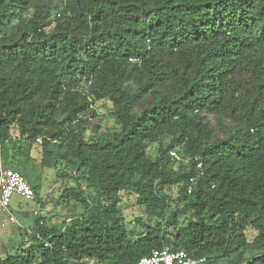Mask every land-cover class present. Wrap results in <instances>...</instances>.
Returning a JSON list of instances; mask_svg holds the SVG:
<instances>
[{"label":"trees","instance_id":"trees-1","mask_svg":"<svg viewBox=\"0 0 264 264\" xmlns=\"http://www.w3.org/2000/svg\"><path fill=\"white\" fill-rule=\"evenodd\" d=\"M34 145L82 212L0 264H264V0H0V161Z\"/></svg>","mask_w":264,"mask_h":264},{"label":"rangeland","instance_id":"rangeland-1","mask_svg":"<svg viewBox=\"0 0 264 264\" xmlns=\"http://www.w3.org/2000/svg\"><path fill=\"white\" fill-rule=\"evenodd\" d=\"M97 118L93 120L99 126L100 132H111L115 125V120L111 116L112 104L110 101H100L94 106ZM20 145V144H18ZM151 157L156 158L157 146L153 145L148 150ZM22 161V166L16 169L21 173L31 185L40 187L39 193L34 200H26L19 195L12 199L8 211L0 209V259L7 254L16 252L19 246H26L31 241L34 221L36 217H41L48 225L62 226L65 221L78 216L82 212L79 203L62 198V193L66 188L77 186L73 180L59 176L55 169L45 168L41 165V147L34 145L29 157L18 156ZM1 162V161H0ZM14 165L1 162L0 169H14ZM90 195L89 192H87ZM171 194L176 197V189ZM121 210L125 218V225L134 233H139L141 227L137 223L138 218L147 221L145 209L139 207L135 196L122 193ZM12 213L17 221V225L9 222V214ZM257 233L249 229L247 238L252 242Z\"/></svg>","mask_w":264,"mask_h":264},{"label":"built area","instance_id":"built-area-1","mask_svg":"<svg viewBox=\"0 0 264 264\" xmlns=\"http://www.w3.org/2000/svg\"><path fill=\"white\" fill-rule=\"evenodd\" d=\"M171 155L176 160H180L179 155L175 152H172ZM15 195H19L26 200H34L35 191L31 183L18 171L0 169V209L8 211ZM9 222L13 225L18 224L12 213L9 214ZM46 245L50 246L48 243ZM206 262V258L193 257L184 251L157 250L142 258L138 264H206ZM89 264L98 263L91 260Z\"/></svg>","mask_w":264,"mask_h":264},{"label":"crops","instance_id":"crops-1","mask_svg":"<svg viewBox=\"0 0 264 264\" xmlns=\"http://www.w3.org/2000/svg\"><path fill=\"white\" fill-rule=\"evenodd\" d=\"M0 165H1V162H0Z\"/></svg>","mask_w":264,"mask_h":264}]
</instances>
